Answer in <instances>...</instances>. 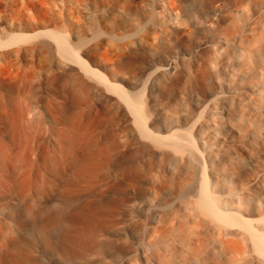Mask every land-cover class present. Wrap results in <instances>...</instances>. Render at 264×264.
<instances>
[{
    "label": "rangeland",
    "instance_id": "rangeland-1",
    "mask_svg": "<svg viewBox=\"0 0 264 264\" xmlns=\"http://www.w3.org/2000/svg\"><path fill=\"white\" fill-rule=\"evenodd\" d=\"M2 2L0 32L5 39L22 37L9 42L7 58L0 59L7 116L18 117L22 132L14 141L4 120L1 135L28 163H0L6 180L0 252L7 247L6 258L18 247L30 251L23 264H146L137 250L179 247L175 237L158 246L149 237L161 217L173 215L177 226L189 215L202 167L210 190L230 207L241 199L242 216L264 233V148L249 114L241 118L235 107L239 81L233 87L224 77L245 55L243 35L230 36L229 23L244 24V33L264 25V0ZM237 8H245L243 20ZM54 31L113 89H102L96 76L62 58ZM77 74L92 85L89 93L79 90ZM123 92L143 103L151 132L176 131L169 141L192 143L201 160L180 161L169 147L142 137ZM57 121L77 122L81 141L61 139L59 148ZM241 125L250 128L243 133ZM82 145L98 150L101 166L79 174ZM22 175L37 185L23 190ZM210 232L209 247H223ZM233 233L228 236L236 244L251 247Z\"/></svg>",
    "mask_w": 264,
    "mask_h": 264
},
{
    "label": "bare ground",
    "instance_id": "bare-ground-1",
    "mask_svg": "<svg viewBox=\"0 0 264 264\" xmlns=\"http://www.w3.org/2000/svg\"><path fill=\"white\" fill-rule=\"evenodd\" d=\"M2 1L0 0V8L3 6ZM252 1L255 5H260V2H262V0ZM244 10L245 8H237L235 16L243 20L245 17L242 15ZM247 13L249 17L250 12L247 11ZM244 28V24L241 27L240 22H236L235 20H232L228 25V34L230 36L243 35L241 44L244 47L245 55H243L244 60H237V63H234L235 66L226 71L227 77L225 75L224 77L227 80L226 84L233 87L239 81L241 87L236 90L238 98L234 101L236 103L235 107L239 111L241 118H244L246 113L249 114L250 120L255 123V129H253L255 138L264 148V25L251 26L249 31L245 33L243 31ZM51 37L56 41V49L62 58L76 63L87 74L96 76L102 89L110 90L112 88V85L103 79V76L97 69L88 66L71 49L64 34L54 31L51 32ZM21 39L22 37L16 35L5 39L4 33L0 32V59L7 58L9 52L5 49L9 42ZM77 82L79 90L82 93H89L91 91L92 85L86 82L80 74H77ZM7 89L6 83L0 79V110L2 109L0 123L8 120L12 137L15 141V138L20 136L22 128L16 115L7 116V94L5 92ZM122 96L127 101L126 104L129 105L128 112L133 115V119L142 137L151 140L158 147H169L176 153L180 161L184 162L193 157L199 161L201 160L199 150L192 143H189L187 146L177 140L174 142L169 141V137L177 135L176 131L169 133L168 136L151 132L148 127L150 119L143 103L141 101L135 102L126 92H123ZM175 125L181 126L179 119L176 120ZM251 125L252 123H250ZM249 128L247 125H241L243 133L247 132ZM77 129H79L77 122L66 127L61 125L60 121H57L54 125V131L58 139V147L60 148L61 139L66 144H75L81 141L82 137L77 134ZM12 147V145L3 139L0 128V163L5 164L8 159H11L13 163L28 164L24 154L18 152L13 154ZM27 147L30 149L31 145L27 144ZM146 152L148 153L150 150L146 149ZM80 154H77L81 158L78 164L79 174H84L89 168L94 171L101 166L99 152L96 148L91 146V149H89L86 146L85 151H83L82 145ZM197 175L199 187L194 193L196 198L190 203L189 215L185 216L183 221L177 226L174 223L173 215L167 214L164 218L161 217L159 224L153 227V232L149 237L150 244L154 246H158V243L175 237L179 243V247H170L167 243L166 247H149V249H142L141 253L140 250H137V253L144 258L146 264H264V233L260 230L262 227L256 228L247 218L242 216L241 199H239L240 205L234 207L227 206L220 199L219 195L215 193L216 191L210 190V180L207 177L205 167L199 169ZM5 182L3 167L1 165L0 192L6 185ZM18 182L23 190L30 189L33 184L37 185V182L26 175H22ZM43 183L48 185L49 181L43 179ZM215 184L217 185L218 182H215ZM240 193L242 194V191ZM189 219L192 220V223H190ZM229 226L238 227L237 233L239 234L240 232L241 238L249 240L251 247H242L236 244L228 236L229 233H233L230 231ZM210 231L218 235L219 243L223 247H209L207 243L210 240ZM6 249L7 247L2 251ZM148 250L150 253H148ZM2 251L0 252V264H23L24 261L30 259V251L26 248L18 249V247H13L12 249H8L7 252H12V254L7 258ZM133 264L143 263L135 261Z\"/></svg>",
    "mask_w": 264,
    "mask_h": 264
}]
</instances>
